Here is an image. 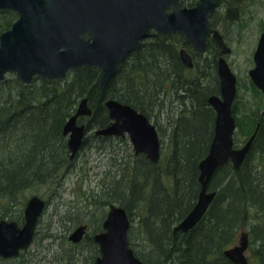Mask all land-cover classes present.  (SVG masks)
<instances>
[{
    "label": "trees",
    "instance_id": "16d2710c",
    "mask_svg": "<svg viewBox=\"0 0 264 264\" xmlns=\"http://www.w3.org/2000/svg\"><path fill=\"white\" fill-rule=\"evenodd\" d=\"M196 2L182 0L186 6ZM9 12L0 11L9 17L0 24V33L16 18ZM209 46L216 54L213 41ZM182 47L191 48L179 33L168 37L158 34L138 42L105 89L100 88V70L91 66L71 70L63 79L35 77L31 83H24L9 73L0 81V220L23 222L28 191L43 184H62L75 161L70 158L63 127L79 101L87 96L94 109L87 120L91 131L110 122L104 101L114 97L150 119L165 111L170 125L169 147L157 163L144 154H134L101 193L90 196V205L97 210L91 220L96 222L85 242L92 246V254L83 256L81 245L70 242L73 255L66 257L65 264H96L99 250L93 233L101 229L111 203L126 208L132 222L138 220L130 229L129 239L146 264H235L224 251L236 244L243 228L250 235L248 264H264L262 100L236 116V146L246 142L260 123L243 165L235 168L228 162L220 166L209 185L217 195L203 219L188 232L174 231L201 190L199 164L209 153L215 134L216 111L209 97L220 92L216 59L207 61L205 68L197 62L194 69L186 68L179 53ZM252 88L262 96L259 89ZM234 109L238 112L239 102ZM86 142L87 138L83 145Z\"/></svg>",
    "mask_w": 264,
    "mask_h": 264
},
{
    "label": "water",
    "instance_id": "95a60500",
    "mask_svg": "<svg viewBox=\"0 0 264 264\" xmlns=\"http://www.w3.org/2000/svg\"><path fill=\"white\" fill-rule=\"evenodd\" d=\"M228 4L226 18L240 20V9L229 0H198L185 6L182 0H0V10L10 9L18 17L11 27L0 34V81L8 73H15L24 83L34 77L63 79L81 66L97 67L101 71L100 87L104 89L116 74L136 44L152 31L162 35L180 33L195 49L205 52L211 35L221 49L218 59L220 94L209 98L216 111L215 134L209 153L200 164L201 190L190 212L175 226L174 231L188 232L205 216L217 195L210 181L216 170L231 162L240 168L245 162L260 123L251 137L235 146L238 128L234 115L237 97V76L225 58L231 52L222 33L212 27L211 18L221 4ZM181 60L188 68L194 65L186 48L180 50ZM257 68L250 72L255 84L264 94V32L256 52ZM111 123L96 134L125 135L133 143L135 154H146L157 163L161 157V140L155 124L146 114L128 103L107 99ZM88 97L79 103L76 112L66 121L64 135L68 137L71 159L83 145L86 124L80 116H91ZM264 115V109L262 111ZM47 201L32 195L24 208V222L0 220V258L18 257L31 246ZM104 221V230L95 235L100 255L96 264H146L130 245V216L122 205L111 203ZM87 229L83 224L70 235V240L81 241ZM249 232L242 230L239 241L225 249V256L235 264H247Z\"/></svg>",
    "mask_w": 264,
    "mask_h": 264
},
{
    "label": "rangeland",
    "instance_id": "374dc122",
    "mask_svg": "<svg viewBox=\"0 0 264 264\" xmlns=\"http://www.w3.org/2000/svg\"><path fill=\"white\" fill-rule=\"evenodd\" d=\"M236 2L242 8L239 21L229 23L223 19L226 12V7L223 5L215 12L211 21L226 36L232 48V52L227 54L226 58L240 80L236 100L237 104L238 102L240 104V109L235 112L239 117L257 101L262 100L260 109L264 108V98L253 91L248 73L252 65L251 59L256 41L264 27V0H236ZM5 18L9 17L0 15V24L6 22ZM128 57L129 55L125 60ZM202 65H204L202 68L207 66L206 62L204 64L202 62ZM81 117L82 122L88 120L86 116ZM152 120L154 122L156 120L157 127L161 129L162 156V151L166 152L169 147V121L165 111ZM93 132L94 130L89 133V139L80 148L73 165L65 173L61 185L43 184L28 191V199L34 194L46 199L47 208L39 221L36 235L29 249L17 258L6 260L7 264H65L66 257L73 255L74 245L68 238L75 226L79 222H86L91 227L90 231H93L92 226H95L96 221L91 220V214L97 210L92 209L90 196L101 193L102 188L122 170L123 164L135 158L133 146L128 137L114 138L104 142L93 137ZM91 199L95 201L94 198ZM98 212L100 213L99 210ZM137 221V219L133 220L132 225H137ZM135 238L133 234V239ZM89 247L90 245L85 242L80 249L89 254L92 251ZM250 255L249 249L248 256Z\"/></svg>",
    "mask_w": 264,
    "mask_h": 264
},
{
    "label": "flooded vegetation",
    "instance_id": "af4514ba",
    "mask_svg": "<svg viewBox=\"0 0 264 264\" xmlns=\"http://www.w3.org/2000/svg\"><path fill=\"white\" fill-rule=\"evenodd\" d=\"M198 1V0H197ZM229 1H232L233 3H234V5L235 6H238L239 7V9H240V19H241V12H242V8H241V6H239L238 4H237V2H236V0H229ZM246 1V0H245ZM225 6L226 7V12H225V15H224V18L223 19H225V20H227V21H229V23H231V21L232 22H237V21H239V20H230V19H228V18H226V13H227V8H228V4H227V2L226 1H224L222 4H221V6ZM220 6V7H221ZM219 7V8H220ZM218 8V9H219ZM217 9V10H218ZM2 11V10H1ZM10 12L9 13H11V15H12V13H14V15H16V18L14 19V21L17 19V14L14 12V11H11V10H9ZM215 14V13H214ZM13 21V22H14ZM13 22L11 23V25L13 24ZM211 23H212V27L214 28V29H217L214 25H213V21H211ZM11 25L8 27V29L11 27ZM221 32V31H220ZM264 32V27L262 28V32H261V34H260V36L258 37V40L256 41V44H255V48H254V50H253V54H252V59H251V68L249 69V77H250V82H251V85H252V87L254 86V87H256L257 89H259L260 91H261V93H262V96H263V98H264V94H263V92H262V90L255 84V82L252 80V78H251V76H250V72H251V70L252 69H254V68H257V66H258V62H257V60H256V52H257V49H258V45H259V41H260V38H261V35H262V33ZM222 33V32H221ZM162 35V34H160V33H157V32H155V31H152L151 33H150V35L147 37L148 39H151L153 36H157V35ZM172 34H174V33H172ZM172 34H169V35H162V36H164V37H168V36H170V35H172ZM180 34V33H179ZM222 35H223V37H224V39H225V41H226V43H227V45L229 46V44H228V42H227V40H226V36L222 33ZM185 37V36H184ZM186 39V38H185ZM187 41V40H186ZM211 41H213L214 42V44H215V48H213V49H218V51H217V53L216 54H213L212 55V53L210 52V46H209V42H211ZM141 42V41H140ZM188 42V41H187ZM188 45H190V49H188V48H186V47H182V48H186V50L190 53V55L192 56V58H193V62H194V65H193V67L192 68H189V69H194L195 67H196V62L197 63H199L200 65H202V62H203V64H204V62H206V64H207V61H213V59H216V73H217V75H218V78H219V74H218V68H217V66H218V59H219V57H220V52H221V49H220V47L218 46V43L213 39V35H211L210 36V38H209V40H208V48H207V50L205 51V52H200V51H198L197 49H195L194 48V46L192 45V44H190V43H188ZM230 47V46H229ZM182 48H180L179 49V53H180V50L182 49ZM231 48V47H230ZM231 52H232V48H231ZM230 52V53H231ZM229 53V54H230ZM226 55L227 54H225V58H226ZM196 57L198 58V60L196 59ZM180 58H181V56H180ZM227 59V58H226ZM182 61V60H181ZM183 63V62H182ZM184 64V63H183ZM186 68H188L186 65H184ZM202 66H204V65H202ZM236 76H237V94H238V85H239V77H238V75L236 74ZM219 81H220V78H219ZM220 88H221V84H220ZM220 94V92L217 94V95H219ZM236 100H237V97H236V99H235V102H234V105H235V103H236ZM234 105H233V107H234ZM213 107V106H212ZM135 108V107H134ZM214 108V107H213ZM264 109V108H263ZM263 109L261 110V116L262 117H264V115L262 114V111H263ZM138 110V109H137ZM215 110V109H214ZM234 115H235V117H236V114H235V109H234ZM149 118V117H148ZM150 119V118H149ZM151 120V122L153 123V124H155L156 125V127H157V124L152 120V119H150ZM236 120H237V118H236ZM238 124V123H237ZM258 126V125H257ZM257 128V127H256ZM157 130H158V127H157ZM237 130H238V128H237ZM256 130V129H255ZM237 132V131H236ZM158 133H159V130H158ZM236 134V133H235ZM119 136H121V138H125V137H128L129 139H130V137H129V134H125V135H119ZM159 136H160V133H159ZM116 137H118V136H116ZM251 137V136H250ZM257 137V136H256ZM120 138V137H119ZM256 139V138H255ZM160 140H161V137H160ZM130 141H131V139H130ZM255 141V140H254ZM131 143H132V141H131ZM245 143V142H244ZM244 143H241L239 146H241V145H243ZM254 144V143H253ZM161 145H162V143H161ZM132 146H133V143H132ZM235 146H236V144H235ZM236 147H238V146H236ZM161 148H162V146H161ZM133 150H134V153H135V149H134V146H133ZM141 154H143V153H141ZM137 155H139V154H137ZM144 155H146V154H144ZM109 209V207L107 208V212H106V215H105V217H104V219L101 221V229L100 230H98V231H96L95 233H93V240H94V242L96 243L95 245H97V247H98V250H99V254H97L96 255V259H97V257L100 255V247H99V244L95 241V235L97 234V233H99V232H102L103 230H104V227H103V224H104V221H105V219H106V217H107V215H108V210ZM130 216V215H129ZM131 219V221H132V218H130ZM83 224H85V225H87V229H86V231H85V233H84V235H83V238L81 239V241H79V242H77V243H75V242H73V241H71L70 240V235H71V233L77 228V227H79L80 225H83ZM132 227V226H131ZM90 229H91V227H90V225H89V223H86V222H79L76 226H75V228L73 229V231L70 233V235H69V240L72 242V243H74V244H78V245H82V244H84L85 243V240L87 239V237H88V235L89 234H91L92 233V231H90ZM92 229H93V226H92ZM131 229V228H130ZM130 231V230H129ZM130 233V232H129ZM87 244V243H86ZM249 244H250V242H249ZM88 245V244H87ZM90 249H92V246L90 245V247H89ZM24 251H22L21 253H20V255L23 253ZM91 254H92V251L88 254V253H85V252H83L82 253V255L83 256H91ZM19 255V256H20ZM18 256V257H19ZM13 258H17V257H13ZM8 259H10V258H0V264L2 263V264H7L5 261L6 260H8ZM249 260H250V258H249Z\"/></svg>",
    "mask_w": 264,
    "mask_h": 264
},
{
    "label": "bare ground",
    "instance_id": "6f19581e",
    "mask_svg": "<svg viewBox=\"0 0 264 264\" xmlns=\"http://www.w3.org/2000/svg\"><path fill=\"white\" fill-rule=\"evenodd\" d=\"M227 60V59H226ZM227 62H228V60H227ZM229 63V62H228ZM230 65V64H229ZM231 67V66H230ZM231 69H232V67H231ZM233 70V69H232ZM234 71V70H233ZM235 73V72H234ZM236 74V73H235ZM109 83V82H108ZM107 83V84H108ZM101 88V87H100ZM105 89V88H104ZM212 95H214V94H212ZM211 95V96H212ZM210 96V97H211ZM209 97V98H210ZM85 98V97H84ZM110 98H113V99H117V98H114V97H107L106 99H105V101L107 100V99H110ZM89 99V98H88ZM82 100V99H81ZM81 100L79 101V103L81 102ZM118 100V99H117ZM90 101V100H89ZM105 101H104V105H105ZM120 101V100H119ZM79 103H78V106H79ZM89 105H90V102H89ZM77 106V107H78ZM91 107H92V105H90ZM105 107H106V105H105ZM92 109H93V107H92ZM106 109H107V107H106ZM107 112H108V109H107ZM93 113H94V109H93ZM92 113V114H93ZM108 115H109V112H108ZM92 116V115H91ZM91 116H86V117H88V118H90ZM109 118H110V116H109ZM79 122L80 123H85L86 124V135H85V138H84V140L87 138V139H89L88 138V136H89V133H91L93 130H94V132L92 133V135H93V137H95V138H97V139H99V141H104V142H106V141H109L110 139H114V138H121V136H118V137H116V135H109V136H107V135H102V134H96V131L98 130V129H101V128H104V127H106L107 125H109L110 123H111V118H110V122L106 125V126H103V127H97V128H94V129H92L91 131H88V123H87V121L86 122H82V117L80 116L79 117ZM101 137H107V139H101ZM84 140H83V143H84ZM67 144H68V141H67ZM80 151V150H79ZM76 157V156H75ZM71 158V157H70ZM75 158H73L72 159V161L74 160ZM70 165H72L71 163H70ZM43 198V197H42ZM44 199V198H43ZM46 200V199H45ZM26 205V204H25ZM24 208H25V206H24Z\"/></svg>",
    "mask_w": 264,
    "mask_h": 264
}]
</instances>
